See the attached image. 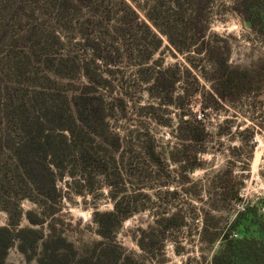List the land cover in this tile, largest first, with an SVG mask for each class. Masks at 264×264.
Segmentation results:
<instances>
[{
	"label": "rangeland",
	"instance_id": "rangeland-1",
	"mask_svg": "<svg viewBox=\"0 0 264 264\" xmlns=\"http://www.w3.org/2000/svg\"><path fill=\"white\" fill-rule=\"evenodd\" d=\"M126 1L143 22L150 24L147 12L155 0ZM172 1H161L162 14L169 12L172 22L167 23L171 21L169 18L160 22L167 30L177 32L185 14L176 12ZM119 8L115 0L100 9L85 10L60 7L56 0H0V86L13 82L15 87L25 88L30 94L34 80L42 78L46 71L42 55L51 54V61L64 58L69 64L60 74L64 79L52 76L49 87L72 97L67 115L73 111L74 98L92 85L104 97L108 131L99 127L91 133H120L126 159L133 163L130 176L125 177L126 192L119 187L116 193L123 195L124 191L129 197L139 199L142 209L123 223L116 239L119 245L142 264H212L214 254L221 247L222 232L241 210L240 204L257 205L264 212V34L260 33L264 23L253 28L238 12V0H215L209 6L208 40L225 48L232 67L257 71L262 77L253 91L223 100L215 92L213 61L196 52L201 42L193 43L189 54L180 55L161 35V50L140 69L144 63L141 56L151 46L150 39L143 29L136 28L119 44L112 31ZM193 36L189 32L187 37L177 38L180 47H191ZM95 38L102 51L113 58L120 57L115 66L92 62L91 45ZM85 63L89 65L81 70ZM156 64L164 69L179 66L178 76L182 81L169 96L175 98L187 89L191 96L184 110L171 105L168 97L167 104L160 107L151 98L145 81L159 69ZM72 65L76 66L71 70ZM87 71L89 78L85 75ZM183 111L187 115L191 113L183 120L189 119L195 128L205 131L203 142L182 138L187 133L181 127ZM6 121L7 116L0 114V133ZM69 128L75 129L73 123ZM153 149L161 159L154 167L148 165L147 158ZM196 156L200 167L194 172L183 170L173 162L189 157L196 164ZM235 180L243 181L239 191L241 202L231 206L222 200L223 187ZM65 191L67 199L58 223L59 232L77 248L98 241L93 214L97 210H113L109 191L101 183L92 195L78 196L68 188ZM22 207L25 211L36 208L28 201ZM177 213L183 217L184 224L177 220L166 232L151 230L162 215L172 217ZM7 225V214L0 212V227ZM26 225L24 220L22 226ZM207 225L213 230L203 235ZM214 229L219 240L212 244ZM144 231L148 234L147 252L139 246ZM7 263L36 264L27 261L17 247L9 251Z\"/></svg>",
	"mask_w": 264,
	"mask_h": 264
},
{
	"label": "trees",
	"instance_id": "trees-1",
	"mask_svg": "<svg viewBox=\"0 0 264 264\" xmlns=\"http://www.w3.org/2000/svg\"><path fill=\"white\" fill-rule=\"evenodd\" d=\"M56 1L60 7L79 10L100 9L112 2ZM161 1H153V8L147 12L150 23L147 24L126 0H115L117 7L120 6L112 28L117 42L120 44L121 39L136 28L143 29V33L150 39L151 46L147 47L146 55L141 56L144 63L140 69L150 63L161 50L162 35L180 55L189 54L194 44L201 42L196 52L199 55L205 54L213 61L215 92L220 99H235L243 92L253 91L254 86L261 83L262 77L257 71L232 67L225 48L212 45L208 40L209 25L206 17L209 6L215 0H173L171 6L176 12L185 14V20L177 32L167 30L160 22L161 19L163 22V19L171 18L169 12L167 15L162 14ZM237 10L253 28L258 23H264V0H238ZM171 22L172 20L167 21ZM189 32L194 34L192 46L188 49L180 47L177 38L187 37ZM260 33L264 34V25ZM92 42V62L115 66L120 57L113 58L108 52L102 51L96 38ZM50 57L51 54L42 55L46 71L42 78L34 80V89L30 94L25 88L15 87L13 82L5 87L0 86V114L7 116V125L3 124L5 128L0 133V212L8 216V225L0 227V264H8L9 251L14 247H17L27 261H34L36 264H142L116 240L123 223L142 209L139 207V199L124 193L127 190L125 177L130 176L129 168L132 163L131 159H126L124 140L120 133H91L99 127L108 131L104 97L92 85L74 98L73 111L67 115L72 97L58 88L51 89L49 82L53 81L52 76L64 79L60 74L69 64L64 58L51 61ZM88 65H82L81 70H85ZM75 66L72 65L71 70ZM157 66L159 69L154 71L152 78L145 81L151 98L157 100L160 107L167 104L165 98L168 97L171 105L184 110L185 103L191 96L187 89L175 98L169 96L182 81L178 76L181 73L179 66L167 69ZM85 75L88 77L90 72L87 71ZM187 75H191L188 69ZM186 116H191V113L187 115L183 111L181 116V127L187 132L182 138L189 142H203L206 138L205 131L195 128L189 119L183 120ZM71 123L75 129L69 128ZM78 128L81 131H77ZM149 154L148 165L158 166L161 163L159 154L154 149ZM173 162L191 172L200 167L197 156L196 164L191 163L189 157L178 161L173 159ZM139 167L137 168L141 169ZM140 175L139 182L143 172ZM100 183L109 191L114 208L112 211H95L93 222L100 239L77 248L58 229L67 199L65 189L75 190L78 196L92 195ZM119 187L124 190L121 193L123 195L116 193ZM242 187L241 180L227 182L223 187L225 198L222 200L231 206L240 203L239 191ZM25 201L36 208L25 211L22 207ZM24 220L28 225L22 226ZM177 220L184 224L180 213L172 217L162 215L151 230L166 232L172 229V223ZM226 225L220 237L221 247L214 254L212 264H264V212L257 205L244 207ZM209 230L213 229L205 226L203 235ZM216 231L214 229L211 233L212 244L219 240ZM143 233L139 246L147 252L145 242L148 234L145 231Z\"/></svg>",
	"mask_w": 264,
	"mask_h": 264
},
{
	"label": "built area",
	"instance_id": "built-area-1",
	"mask_svg": "<svg viewBox=\"0 0 264 264\" xmlns=\"http://www.w3.org/2000/svg\"><path fill=\"white\" fill-rule=\"evenodd\" d=\"M239 208H241V210H243L244 209V206L242 204H240Z\"/></svg>",
	"mask_w": 264,
	"mask_h": 264
},
{
	"label": "flooded vegetation",
	"instance_id": "flooded-vegetation-1",
	"mask_svg": "<svg viewBox=\"0 0 264 264\" xmlns=\"http://www.w3.org/2000/svg\"><path fill=\"white\" fill-rule=\"evenodd\" d=\"M235 237H237V236H235Z\"/></svg>",
	"mask_w": 264,
	"mask_h": 264
}]
</instances>
